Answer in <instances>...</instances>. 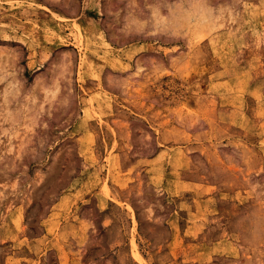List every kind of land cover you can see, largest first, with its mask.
<instances>
[{"label":"rangeland","instance_id":"374dc122","mask_svg":"<svg viewBox=\"0 0 264 264\" xmlns=\"http://www.w3.org/2000/svg\"><path fill=\"white\" fill-rule=\"evenodd\" d=\"M0 264H264V0H0Z\"/></svg>","mask_w":264,"mask_h":264},{"label":"bare ground","instance_id":"6f19581e","mask_svg":"<svg viewBox=\"0 0 264 264\" xmlns=\"http://www.w3.org/2000/svg\"><path fill=\"white\" fill-rule=\"evenodd\" d=\"M139 259L141 260V257L138 255Z\"/></svg>","mask_w":264,"mask_h":264}]
</instances>
